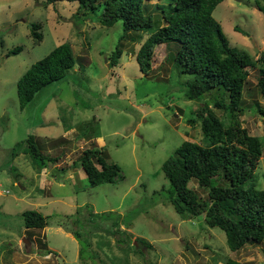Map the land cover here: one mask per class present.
I'll list each match as a JSON object with an SVG mask.
<instances>
[{
  "label": "rangeland",
  "instance_id": "374dc122",
  "mask_svg": "<svg viewBox=\"0 0 264 264\" xmlns=\"http://www.w3.org/2000/svg\"><path fill=\"white\" fill-rule=\"evenodd\" d=\"M44 2L0 0V264H264V242L230 252L222 231L208 229L202 216H179L169 204L162 163L184 141L202 144V134L193 114L200 103L180 92L187 79L175 76L166 46L155 48L152 70L144 76L135 53L145 35L141 40L130 32L120 41L117 67L110 69L121 23L104 28L97 22L100 11ZM145 3L153 11L156 3L170 1ZM212 17L230 48L252 61L264 52V16L253 0H224ZM32 24L42 35L36 45ZM61 43L70 45L74 68L20 110L17 80ZM19 47L17 55L10 53ZM257 72L248 70L239 121L250 135L264 138ZM31 135L44 156L56 159L51 170L37 172L25 145L17 148ZM94 147L119 166L115 183L92 188L81 168L72 167ZM255 175L256 188L264 190V151ZM188 187L206 199L194 181ZM29 210L48 225L25 229L21 214Z\"/></svg>",
  "mask_w": 264,
  "mask_h": 264
},
{
  "label": "trees",
  "instance_id": "16d2710c",
  "mask_svg": "<svg viewBox=\"0 0 264 264\" xmlns=\"http://www.w3.org/2000/svg\"><path fill=\"white\" fill-rule=\"evenodd\" d=\"M58 1L76 3L86 13L100 11L97 22L104 28L121 23L122 35L110 55V69L117 67L123 53L120 41L130 32L145 35L135 53L138 70L144 76L152 70L155 48L166 46L165 60L172 63L175 76L187 79L188 85H181L180 92L186 100L200 103L193 114L202 134V144L184 141L162 163L161 170L169 183V204L179 216H202L208 229L222 231L230 252H238L245 245H261L264 190L255 186V170L264 151V138L250 135L241 126L239 116L243 114L242 92L250 68L258 67L257 87L264 103V52L252 61L246 53L228 46L212 17L224 0H169L168 4L156 3L153 11L148 10L149 4L145 2L161 0H45L44 6ZM253 4L264 16V0H253ZM156 10L159 15H155ZM39 29L38 24L30 26L34 45L42 39ZM235 31L242 32L238 28ZM140 37L142 40L143 36ZM20 51L19 47L10 53L17 55ZM74 66L72 49L67 43L59 44L32 64L16 82L19 109H24L43 88L64 80ZM257 113L264 118V108H258ZM188 123H194V119ZM22 145L37 172L53 168L56 159L41 153L34 136H28L17 148ZM77 165L92 188L120 179L119 166L108 162L101 148L84 150L72 167ZM190 181L206 193V199L201 200L188 187ZM21 218L27 230L48 225V220L36 211H25ZM118 220L119 217L114 224ZM133 248L140 252L138 246ZM225 264L243 263L227 259Z\"/></svg>",
  "mask_w": 264,
  "mask_h": 264
},
{
  "label": "crops",
  "instance_id": "0c3cea01",
  "mask_svg": "<svg viewBox=\"0 0 264 264\" xmlns=\"http://www.w3.org/2000/svg\"><path fill=\"white\" fill-rule=\"evenodd\" d=\"M45 170V169H44ZM82 170V169H81ZM42 171V170H41ZM83 171V170H82ZM83 174H84V177H85V179H86V175H85V173H84V171H83ZM87 180V179H86Z\"/></svg>",
  "mask_w": 264,
  "mask_h": 264
}]
</instances>
